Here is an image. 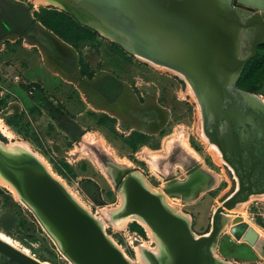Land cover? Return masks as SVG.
Instances as JSON below:
<instances>
[{"label":"rangeland","instance_id":"obj_1","mask_svg":"<svg viewBox=\"0 0 264 264\" xmlns=\"http://www.w3.org/2000/svg\"><path fill=\"white\" fill-rule=\"evenodd\" d=\"M5 1L1 14L27 13L33 27L0 39V141L28 145L69 194L102 221L108 238L131 261L138 260L144 245L156 243L144 224L132 220L118 226L114 221L121 215L110 217L122 205L117 168L140 173L173 212L189 218L195 234L207 231L231 186L223 160L202 134L200 106L187 82L176 70L145 61L79 22L61 5ZM258 49L264 52V43ZM247 64L240 86L264 98V62ZM33 86L55 108L37 102ZM65 119L80 126L78 138L65 129ZM194 170L207 178L201 192L188 198L169 189L189 181ZM4 190L0 183V234L44 263L74 264L32 210L16 206L13 197L21 198ZM233 208L213 248L236 264H259L264 200L251 198Z\"/></svg>","mask_w":264,"mask_h":264},{"label":"water","instance_id":"obj_2","mask_svg":"<svg viewBox=\"0 0 264 264\" xmlns=\"http://www.w3.org/2000/svg\"><path fill=\"white\" fill-rule=\"evenodd\" d=\"M55 1L124 48L183 74L198 100L203 125L206 110L220 108L226 86L264 43V0ZM0 169L74 264H131L36 158L15 159L0 150ZM116 174L125 196L117 214H139L171 257L169 264H206L204 249L216 245L224 213L249 197L241 194L239 180V188L214 208L210 228L194 234L189 222L165 206L161 195L149 190L133 171L117 168ZM0 245L24 264H45L2 238ZM145 254L151 264H162L153 251Z\"/></svg>","mask_w":264,"mask_h":264},{"label":"flooded vegetation","instance_id":"obj_3","mask_svg":"<svg viewBox=\"0 0 264 264\" xmlns=\"http://www.w3.org/2000/svg\"><path fill=\"white\" fill-rule=\"evenodd\" d=\"M5 5L6 1L0 0V6L5 7ZM5 21L13 22V25H4L3 22ZM32 25L31 20L30 27L25 31L28 32L29 29L33 27ZM12 31H22L20 12L12 13L10 16L0 13V39H2L6 33ZM248 61H246L245 64ZM243 67L235 81L226 86V92L222 96L220 108L217 109L211 107L206 110L204 125L201 112V130L202 134L207 138V142L218 149L220 157L228 170L231 189L226 196L232 194L239 188L240 180L242 189L241 194L244 195L249 193L247 199L249 200L254 195L264 194V98L259 94L240 86L239 80L241 79ZM180 74L181 73H179V76L181 77ZM30 92L36 98L37 102H40L46 108H55V106H52L46 100V96L42 90L33 86L31 87ZM69 120L71 121L72 119L64 120V127L66 130L67 121ZM216 142L220 144L224 154L221 153ZM193 172L195 173V170ZM7 180L10 181L8 178ZM177 183L180 182H176V184ZM4 186L8 189L4 190V193L10 194V192H12L16 195L10 187L7 185ZM203 186L204 185H202V187ZM13 199L16 201V206L19 205L20 210L23 209L22 205H24L29 211L32 210V208L30 206L28 207L23 200H17L14 197ZM230 211L232 210H227L226 213ZM31 212H33V210ZM254 213L259 215L262 212L255 211ZM6 218V216L4 218L2 217L3 220ZM213 247L214 246L204 249V253L208 255V262L206 264H236L234 261L219 257ZM241 249H244L245 251L243 252V255H247V250L242 247ZM241 249H239V251ZM260 252L264 255V240L261 242ZM258 262L259 264H264V261L258 260ZM169 263H171V257L167 254V262L162 264ZM0 264L24 263L20 262L12 253L8 252L7 249L0 245Z\"/></svg>","mask_w":264,"mask_h":264},{"label":"bare ground","instance_id":"obj_4","mask_svg":"<svg viewBox=\"0 0 264 264\" xmlns=\"http://www.w3.org/2000/svg\"><path fill=\"white\" fill-rule=\"evenodd\" d=\"M36 1H39V2H42V3H55L57 5H60L58 4L55 0H36ZM140 56V55H139ZM143 60L145 61H148L150 63H152L151 60H149L148 58H145L143 56H140ZM154 63V62H153ZM157 64V63H156ZM158 65H161V64H158ZM181 77L187 82L189 88H191V85L190 83L186 80V78L181 74ZM215 150H216V154H218L217 156L220 155L218 149L213 145L212 146ZM0 149L9 157L11 158H15V159H18V158H21V157H24V156H32L34 158H36L39 162H41L44 167L50 172L49 170V166L47 164H45L44 160L35 155L30 147L28 145H26L25 143H22V142H18V141H10V143L8 144H4L3 142L0 141ZM124 171L121 172V175L123 174ZM51 173V172H50ZM194 172H192V178L190 179V181H188L187 183H177V184H174L172 185L169 189H177L179 190L182 194H184L185 196H187L188 198H190L191 196H193L194 194L196 195L197 193L201 192L203 189H204V186H206L207 184V181H206V175L204 174V172L198 170H195V173L193 174ZM207 173V171H206ZM53 175V173H51ZM135 176H137V178H139V180L149 189L151 190L152 192H155V193H158V191L152 189V187L145 181L144 177L140 174V173H133ZM53 177H55L53 175ZM57 179V177H55ZM59 181V179H57ZM60 182V181H59ZM0 183L4 184V185H7L8 187L11 188V190H13V192L16 194V196L20 199L21 198V195L19 193V191L16 189V187L10 182L7 180L6 176L4 175V173L1 171L0 169ZM62 184V182H61ZM202 185H204L202 187ZM183 196V195H182ZM72 198L78 203V201L76 200V198L74 196H72ZM254 198H257V199H261V200H264V194L263 195H254L252 196V199ZM23 200V198H21ZM161 200L162 202L164 203L165 206H167L169 208V202L166 198H162L161 197ZM124 201H125V196H124V192L122 193V205L116 209H113L111 210V213H110V217L114 218L115 217V214L117 215L118 212H120L123 204H124ZM23 202L28 205V207L30 206L29 203H27L25 200H23ZM243 203L241 202H238L235 207H234V211L240 209V207L245 203L244 201H242ZM79 204V203H78ZM80 205V204H79ZM81 206V205H80ZM31 207V206H30ZM82 207V206H81ZM83 208V207H82ZM170 209V208H169ZM86 210V209H85ZM171 210V209H170ZM232 210V209H230ZM87 211V210H86ZM172 211V210H171ZM89 214H91L89 211H87ZM176 213V212H175ZM228 213H232L231 212H225L224 214L226 216L228 215H231V214H228ZM178 215H180L181 217L185 218L187 221H189V218L182 214V213H176ZM224 215V216H225ZM91 216L99 223V225L101 226V228L103 229V223L102 221L97 218L96 216H94L93 214H91ZM132 220L134 221H138L142 224H144L150 231H152L153 233V239H154V242L156 243V246H150L148 244L144 245L142 248H140L139 250V258L136 262L134 261H131L130 259H128L126 256V258L128 259V261L131 263V264H151V262H149L146 254H145V250H150V251H153L154 254L157 256V258L159 259V261L161 263H166L167 262V253H166V250L165 248L163 247L161 241L159 240L158 236L156 235V233L153 231V229L150 227V225L137 213H134V212H131V213H128V214H124V215H121L120 219L118 220H115L114 223L118 226H126V224H128L129 222H131ZM253 232V231H252ZM247 233V232H246ZM195 234V233H194ZM250 234V233H249ZM249 236V235H248ZM53 237V236H52ZM108 237V236H107ZM0 238L6 240L7 242L13 244L14 246L18 247L17 244H14L8 237H6L5 235L3 234H0ZM55 239V238H54ZM24 252L28 253V250H23ZM29 254V253H28ZM124 254V253H123ZM169 259V258H168ZM44 263V262H43ZM45 264H50V263H46Z\"/></svg>","mask_w":264,"mask_h":264},{"label":"trees","instance_id":"obj_5","mask_svg":"<svg viewBox=\"0 0 264 264\" xmlns=\"http://www.w3.org/2000/svg\"><path fill=\"white\" fill-rule=\"evenodd\" d=\"M20 21H21L22 31H25V30H27V28L30 27L31 19H29V16L27 15V13L20 12ZM3 24L4 25H7V24L13 25V22L5 21V22H3ZM262 62H264V52H260L258 49L257 52L255 53V55L249 59L247 65L250 68V66H255L256 64H258V63L260 64ZM66 128H67L69 134L71 135V137L74 139L78 138L83 133V131L79 127V125L72 120L67 121Z\"/></svg>","mask_w":264,"mask_h":264}]
</instances>
